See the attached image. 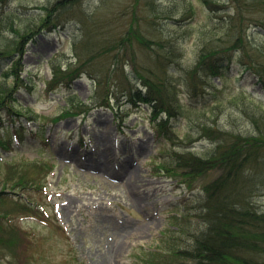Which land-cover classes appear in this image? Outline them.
<instances>
[{
    "label": "trees",
    "instance_id": "16d2710c",
    "mask_svg": "<svg viewBox=\"0 0 264 264\" xmlns=\"http://www.w3.org/2000/svg\"><path fill=\"white\" fill-rule=\"evenodd\" d=\"M200 3L211 13H222L207 16L214 24L198 33L197 58L183 78L187 93L200 97L208 85L199 71L227 76L216 57L229 53H237L244 68L264 87V41L258 37H264V0ZM38 8L43 14L36 22L22 17L28 13L26 7L0 12V59L10 63L0 73V112L5 109L21 115L10 103L23 84L20 75L26 44L39 32L56 27L59 17H69L81 30L78 39L72 40L74 61L52 59L47 88L86 73L96 87L92 107L113 108V98L120 97L132 105L149 103L150 119L159 136L173 145L183 141L176 140L171 127L173 116L184 110L178 80L168 74V66L180 58L179 38L198 14L190 0H55ZM101 9L109 14L101 16ZM180 27L183 30L176 32ZM249 28L254 31L248 33ZM92 107L70 95L52 121L85 115ZM241 114L252 128L238 130L231 118L222 124H218L221 120L209 124L189 120L191 129L199 131L197 136L209 140L207 153L193 152V139L181 142V149L168 150L163 171L188 187L203 179L202 195L192 211L184 209L182 218L171 216L177 233L163 241L165 251H149L140 257V264H264V208L257 203L264 193V113L245 108ZM12 149V139L4 131L0 134V253L9 256L7 264H30L26 251L30 233L19 225V218L42 216L31 191L42 190L53 164L43 158L14 160L6 153Z\"/></svg>",
    "mask_w": 264,
    "mask_h": 264
},
{
    "label": "rangeland",
    "instance_id": "374dc122",
    "mask_svg": "<svg viewBox=\"0 0 264 264\" xmlns=\"http://www.w3.org/2000/svg\"><path fill=\"white\" fill-rule=\"evenodd\" d=\"M54 1L3 0L0 12L26 7L28 13L22 17L36 22L43 14L38 6ZM190 1L198 14L187 24L183 38H179L180 58L168 66V74L178 80L176 87L184 110L173 116L171 127L178 142L193 139L191 150L204 154L211 147L209 140L199 138V131L191 129L189 120L200 124L221 120L218 124H222L231 118L238 130L249 129L251 125L245 124L241 111L248 108L264 113V87L244 68L237 53H229L216 57L227 76L219 78L208 70L205 75L199 71L208 85L202 88L200 97L187 93L183 78L185 70L196 61L198 33L214 24L207 16L222 13H211L200 0ZM100 12L101 16L109 14L107 9ZM57 20L56 27L39 32L25 46L20 75L23 84L10 103L21 115L5 109L0 112V134L6 131L10 135L14 150L8 153L14 160L43 158L53 164L42 190L31 191L42 216L27 214L19 218V225L30 233L26 248L29 263L140 264V257L149 251H165L163 241L171 240L177 233L171 216L182 218L186 207V212L192 211V206L200 201L204 180L188 187L163 171L161 164L169 159L168 150L182 146L181 142L173 145L159 136L150 119L149 103L132 105L120 97L113 98V108L92 107L96 87L86 73L70 83L47 88L52 75L51 60L59 57L74 61L72 40L78 39L81 32L76 20ZM176 29L177 32L182 28ZM253 31L248 29V33ZM258 37L264 41L263 36ZM9 65L1 58L0 73ZM70 95L92 108L85 115L52 121L62 112ZM257 203L264 208V193ZM183 222L179 223L182 228ZM8 259L6 253H0V264H7Z\"/></svg>",
    "mask_w": 264,
    "mask_h": 264
},
{
    "label": "bare ground",
    "instance_id": "6f19581e",
    "mask_svg": "<svg viewBox=\"0 0 264 264\" xmlns=\"http://www.w3.org/2000/svg\"><path fill=\"white\" fill-rule=\"evenodd\" d=\"M103 144V143H102ZM104 152H105V150H104ZM101 154V153H100Z\"/></svg>",
    "mask_w": 264,
    "mask_h": 264
}]
</instances>
